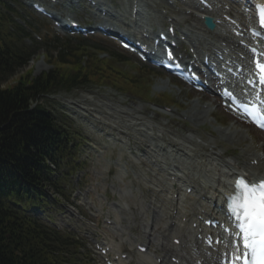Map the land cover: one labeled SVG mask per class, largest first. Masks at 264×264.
<instances>
[{
    "label": "trees",
    "instance_id": "16d2710c",
    "mask_svg": "<svg viewBox=\"0 0 264 264\" xmlns=\"http://www.w3.org/2000/svg\"><path fill=\"white\" fill-rule=\"evenodd\" d=\"M56 42L35 41L0 9V264H75L83 255L78 242L26 213L28 204L45 200L53 174L47 161H57L62 153L64 133L41 97L92 85L133 84L116 57L101 58L99 50L69 40ZM55 46L60 47L52 53ZM40 47L47 49L45 60L52 68L34 76L27 66ZM35 101L40 103L32 108Z\"/></svg>",
    "mask_w": 264,
    "mask_h": 264
},
{
    "label": "rangeland",
    "instance_id": "374dc122",
    "mask_svg": "<svg viewBox=\"0 0 264 264\" xmlns=\"http://www.w3.org/2000/svg\"><path fill=\"white\" fill-rule=\"evenodd\" d=\"M19 1L23 5L25 3L26 8H28V5L26 4L27 0H18V2ZM154 1L158 2L161 7L164 5L160 0H152V3ZM147 2L149 3L151 2V0H147ZM130 4L131 0H109V5L113 9L115 14L117 12H120L122 14L121 10L126 9V7L128 12L130 13ZM151 8V6H144L145 13L147 14L151 12ZM169 8L173 13H178L180 15V12L182 10H185L187 6L186 4H177L176 6H171ZM24 11L27 10L24 9ZM76 11L77 13H74L76 18L88 22V19H90L89 14L82 13L79 9H77ZM128 12L125 14V17L128 16ZM23 17L26 20H32V16L27 13L26 16ZM115 18L118 19L119 17ZM157 18V16L153 19L146 18L145 21L152 24L157 22ZM186 18L187 23H193L194 17L192 15L186 16ZM32 21L34 22V27L36 25L44 27L45 25L44 22L41 21ZM37 33H40L41 35L43 34V32ZM102 43L105 44L110 50L114 49V47L112 45H109V43ZM72 44H80V41L75 39L73 40ZM84 45L91 46V43L85 42ZM195 46H198V48L201 50L204 49L202 48L204 47V45L202 44L197 45L195 43ZM42 52L43 50H40L39 54ZM130 62L128 64H124V69L128 73L136 76L140 71L137 69L134 62H131V64ZM30 67L33 68L34 75H38L41 72L48 70L49 64L44 61L41 55L36 54L32 57L29 63V68ZM147 70L150 71H145V73H148L147 79L151 82L152 85V100L157 99V101H159V97L161 95L165 93L171 94L176 104L169 106L172 110L177 112L178 115L175 113L166 112L155 105L151 100V96L149 95L147 97L143 96V98H139L136 96H132L129 93L123 94L118 91H114L110 88L94 87L79 90L73 93H61L57 94L54 97L50 96L49 98H47L48 107L54 110V112L57 113V116H59L60 119L66 121L64 123L67 124L66 127L70 130V133L79 132L81 134H84V136L86 137L83 145L81 146L78 156L81 160L82 152H84L83 157H87L88 155L89 166L86 169L79 171V174L82 175L86 171L90 175L88 177V185H93L95 187L96 194L92 193L91 196L94 198V204L97 206L100 205L99 199H97V193L99 192L106 193L110 197L111 201H125L117 192L118 190H123L125 187H128L129 189L131 188L134 191V196L139 195L137 193V190L140 189L144 194L143 197L147 201H151L153 192H150V187L155 188V184L148 183L147 179L151 178L152 175L150 173H152L154 167L152 165L148 166V164L144 163L135 164L139 163L138 158H135L134 163L128 162L127 165L129 167L123 162L118 161L120 154H128V151H125L128 144H131L133 147L137 148H140L139 146H141V144H147L149 148L154 150L153 152L150 151L152 154H154L156 150L155 146L158 145L157 143H162L163 150L158 153L160 160L163 161L164 164L173 162L183 166V168L188 169L192 173L197 174L199 173V171L196 169V158L194 156V153L189 151L187 148V145H189V143L186 141V137L193 136L196 141L205 142L206 138L213 139L214 135H216L213 134V129L211 128V126H214V128H218L221 125H224L225 129H230L231 125H234V123L236 122L240 125L242 124L237 121L233 115L227 113L224 108L217 106L218 110H215L212 116H209V122L198 127L197 132L193 131V124L180 118L179 115L188 113L190 111L194 114V108H197V110L199 108L204 109L207 104H211V102L213 101V97H206L199 93L191 92L190 90H187L186 87H177L173 85L174 83L172 81H169L168 76L161 74L155 70L153 71L150 68H147ZM144 75L146 78L147 74ZM139 83L142 92H144L143 82L139 81ZM197 98H201L198 103L196 101ZM214 106L215 105H212V108H214ZM134 108L138 109L139 112L133 114L131 110ZM62 115H65V117H63ZM214 118L217 121H215ZM91 130H94V132H92ZM101 131L107 133V135L110 136L108 137L104 135V133H102ZM248 132L249 131L246 130L242 134L244 137L243 144L247 143V139L249 138V136L245 137L244 135H250ZM124 136H127L126 139ZM217 138L221 140L219 135H217ZM108 139H110L109 142H111L113 146L118 145V149L114 151L115 158L107 156L104 153V149H101V151L98 152L97 156L95 153L91 154L89 152L90 149L88 148L87 142L106 145L102 143H106V140ZM81 140L82 139L76 138L75 141L77 142ZM171 140H176V143L184 144L186 148L182 149V151L175 147L170 148L167 141ZM257 145L264 146L263 136H260L258 138ZM239 146L236 144L234 145L231 141H226L223 139L219 142V147L227 149V152H234V149ZM97 148L100 149L99 146H97ZM177 151H179V153ZM135 153L137 157L140 156V153L138 151H135ZM191 156L193 157V160H187V158H190ZM208 161L209 159L206 158V163L208 164L207 169L210 168L209 164H211V161ZM122 166L126 167V171ZM109 167H114L115 170L109 172ZM117 169L119 170L116 172ZM156 171L158 170L156 169ZM214 173L217 172L214 171ZM75 176L79 177L78 174ZM198 176L202 177L201 174H199ZM145 178L146 180H144ZM97 182H100V186L96 185ZM74 189L75 187L73 188V190ZM81 191V188H77L73 193L74 196H72L71 198L73 203L75 199V203L73 205L83 202ZM133 195H129L126 198V200H128L130 203L131 209H126L127 211L121 215L122 219L117 221H120L124 226L129 225L130 233L136 235L137 237H141L140 240H143V234L142 236H140L141 225L143 223H147V218H151L152 209L150 208V210L146 212L147 216H145L144 218H139L140 208L137 205V201L133 197ZM65 204L71 205L69 202ZM65 204L57 203L56 205H54L52 210L51 206H49L47 209L51 210V212H49L48 214H51L55 220L62 219L65 215V209L67 208ZM153 207L154 206L152 204V208ZM102 208L104 210V213L106 214L108 210V204L104 200H102ZM110 210L111 209L109 208V211ZM132 212H134L135 216L132 215ZM101 216L102 215H100L98 219L93 217L92 224H101ZM133 219L135 220L133 221ZM129 248L130 247L127 244H122V249ZM92 257L95 259L96 264H103L102 261L94 253H92ZM95 262L93 264H95ZM136 262L137 261L135 258V260L131 261L129 264H137Z\"/></svg>",
    "mask_w": 264,
    "mask_h": 264
},
{
    "label": "bare ground",
    "instance_id": "6f19581e",
    "mask_svg": "<svg viewBox=\"0 0 264 264\" xmlns=\"http://www.w3.org/2000/svg\"><path fill=\"white\" fill-rule=\"evenodd\" d=\"M236 7L240 8V4H234L233 8L231 7V10L229 12L234 14V16L238 18V20L244 21L245 17L243 13L237 11ZM216 9H217L216 12L214 10L212 14L216 18H218L220 21H223V23L221 26H218V28L216 29V32H214V35H216V37L218 38V34H221L220 37L222 41L228 42L230 44H234V38H232L233 35L228 31L229 29L227 27V24L221 17L222 13L224 14V13H229V12L221 10L218 6L216 7ZM203 13L211 14L208 11H204ZM213 46H215L216 48H219L218 44H214ZM209 52H212L211 48ZM131 112L135 114L136 112L138 113L139 110L134 108L131 110ZM209 112L210 111L208 110H200L196 114H194L195 118H192V119H195L197 123H203L205 120L204 114L209 113ZM189 116L192 117L193 116L192 113H189ZM197 116L200 118H197ZM231 128L233 131L231 132L232 136H230L229 139L232 142H234L233 140H236V142H241L242 135L240 134V130L237 129L236 127H231ZM222 135L227 136L225 133ZM186 141L189 142L191 145H194L197 147L194 150L196 153L200 154L201 159L198 160V162L196 163V169L201 174L202 173L204 174L202 170H203V167L207 165L206 163L207 157H210L212 160L219 159L220 157L222 158L225 153L223 149H219L218 145H219L220 140H217V139H205L204 143H199L193 137H189V138H186ZM174 145H176L179 149L185 148L182 144H179V143H175ZM198 149L200 152H198ZM160 150H163V145L160 146ZM147 154H148V151L146 152V155ZM255 158L257 159V155H253L251 159H255ZM231 168H232L231 163L221 165V167H219L218 173L213 174L214 176L213 181H209L208 174L204 175L207 181H205V183L203 184H198L197 186H195L197 187L196 189L198 191L194 190V192L191 193V195H188L186 190L183 192L179 191V194L181 197L187 198L188 202H193L191 207L188 208L187 210L178 208L175 204V199L173 197L167 196L166 198L159 200L160 204L156 205L154 212H153L154 218L156 219L155 224H153L152 227H150L149 225L145 226L143 224L141 228L143 232L145 231L146 237L148 236V238H152V241L158 240L159 243H162L161 246L160 244L158 245L161 247L158 249L163 251L164 256H169V255L175 254L176 252L177 254L181 255L182 264H197L198 260H200L204 256L203 247L201 243L196 238L193 237V235L198 231V229L197 227H195L194 229L192 226H193V223H195V221H198L196 218H198L199 215L201 217H205L207 215L206 207H207L208 201L202 200V197L205 196L207 199H210L213 196L214 198L213 194H216V193H218L217 196H219L223 191H226V189L228 188L227 185H231L230 181H232L234 179V176L236 175V173L233 172ZM261 168L264 170L263 167ZM229 172L230 173L232 172L233 174L232 178H229L227 176ZM249 174L250 175H261L262 173L261 174H254V173L251 174L250 172ZM255 178H258V177H255ZM187 186L189 187L190 185H186V187ZM204 186H206V189ZM201 190L204 192H208V193L200 194ZM192 194H196V195H192ZM166 195H168V192L166 193ZM198 195L200 196V199L197 200L196 198ZM215 199H218L216 195H215ZM199 202H202L201 203L202 206L197 207L198 206L197 203ZM142 203L144 202L141 201V205ZM125 205L127 206V203ZM145 207L146 206H142V208L140 209L146 210ZM114 208L119 209L120 207L116 206ZM121 208L125 210L124 207H121ZM202 208L204 209V211H202ZM175 210H176V213H175ZM122 213H125V212H122ZM190 213H193L192 214L193 216H191ZM184 217H186L185 221H183ZM171 221H175L174 226H170ZM161 222L163 223V225L165 224V226L163 230L158 231L157 230L159 229L158 225ZM144 228L146 230H144ZM166 234H168L167 237H166ZM174 237H180L182 240V243L184 244L180 252H177V249H176L177 247L172 244L173 242L172 243L168 242V238H170V240L172 241ZM130 242L131 244L133 243L132 240H130ZM196 245L198 247L197 249H195ZM112 246L114 250H118L121 244L119 241L115 243L112 242ZM214 257H215V252H213L211 256H208L205 259V262L203 264H211ZM156 260H157V257H154L153 254L150 252H146L145 254H139V256L137 257L138 264H158ZM161 264H172V263L170 262V260H167L166 258Z\"/></svg>",
    "mask_w": 264,
    "mask_h": 264
},
{
    "label": "snow or ice",
    "instance_id": "6c2138e0",
    "mask_svg": "<svg viewBox=\"0 0 264 264\" xmlns=\"http://www.w3.org/2000/svg\"><path fill=\"white\" fill-rule=\"evenodd\" d=\"M257 11L260 29H264V5H257ZM256 34L261 33L256 30ZM250 51L254 58L255 79H250L248 83L253 88L260 87V91L264 92V87H261L264 86V52H259L256 48ZM167 55L169 60L173 59L171 51ZM225 95L229 93L225 91ZM257 99L258 104L250 101L239 107L253 122L264 128V100L259 99V93ZM228 201L226 212L233 227L225 229L230 235L224 254L226 264H264V181L256 183L245 177L237 178L234 194ZM221 242L219 239L216 241Z\"/></svg>",
    "mask_w": 264,
    "mask_h": 264
},
{
    "label": "water",
    "instance_id": "95a60500",
    "mask_svg": "<svg viewBox=\"0 0 264 264\" xmlns=\"http://www.w3.org/2000/svg\"><path fill=\"white\" fill-rule=\"evenodd\" d=\"M208 21H209V23H210V26H211V27H214V25H213L212 22H211L212 20H211V19H208Z\"/></svg>",
    "mask_w": 264,
    "mask_h": 264
}]
</instances>
